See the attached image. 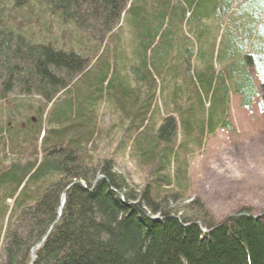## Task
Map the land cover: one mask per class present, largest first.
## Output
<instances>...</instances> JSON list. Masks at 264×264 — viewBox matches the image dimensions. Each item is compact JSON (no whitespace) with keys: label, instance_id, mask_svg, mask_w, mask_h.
<instances>
[{"label":"trees","instance_id":"trees-1","mask_svg":"<svg viewBox=\"0 0 264 264\" xmlns=\"http://www.w3.org/2000/svg\"><path fill=\"white\" fill-rule=\"evenodd\" d=\"M259 93L264 0H0V264H264L261 215L169 203Z\"/></svg>","mask_w":264,"mask_h":264},{"label":"rangeland","instance_id":"rangeland-1","mask_svg":"<svg viewBox=\"0 0 264 264\" xmlns=\"http://www.w3.org/2000/svg\"><path fill=\"white\" fill-rule=\"evenodd\" d=\"M259 93L249 108L231 97L228 120L231 130L219 129L209 137L202 149L189 159L187 198H173L170 206L186 212L201 205L218 221L239 211L259 216L264 211V109ZM105 125L111 121L105 116ZM113 124V123H112ZM110 125L109 129L112 128ZM114 131V130H113ZM127 135V134H126ZM114 136V135H113ZM119 136V133H118ZM125 141V137L123 138ZM129 139L127 145L133 141ZM111 148L104 154H111ZM129 151L118 152L116 171L137 193L144 185L141 173ZM188 199V200H187ZM201 213V212H200ZM198 213V214H200ZM264 224V222H262Z\"/></svg>","mask_w":264,"mask_h":264},{"label":"bare ground","instance_id":"bare-ground-1","mask_svg":"<svg viewBox=\"0 0 264 264\" xmlns=\"http://www.w3.org/2000/svg\"><path fill=\"white\" fill-rule=\"evenodd\" d=\"M228 51H230V48H229V46H228ZM232 55V52H230L229 53V58L231 57V55ZM235 97H237L238 98V100L240 101V98L238 97V96H235ZM230 101H231V99H230ZM229 110H230V102H229ZM219 129H225V128H218V129H216V131H215V133L217 132V130H219ZM214 133V134H215ZM213 134V135H214ZM213 135H211V136H213ZM210 136V137H211ZM63 203H64V201L63 202H60V206H59V209H60V211H61V209H62V205H63ZM145 215H146V217L148 218L149 217V219H152V220H159L160 218H162V217H160L161 216V214L160 213H152L148 208H145ZM264 212V211H263ZM262 212V214H261V216H260V218H259V216H254L255 218H259L258 220H259V222H263L264 221V213ZM214 221H215V223H220V222H222L223 220H217V219H214ZM196 223V225L198 226V229L201 231L200 232V238H203L204 236H206V235H208L209 234V229L207 228V225L206 224H204V223H202V222H195ZM40 242H41V240L37 243V245L35 246V247H37V246H39L40 245ZM33 255H35L34 254V252H33ZM32 255V256H33ZM36 257V256H35Z\"/></svg>","mask_w":264,"mask_h":264},{"label":"water","instance_id":"water-1","mask_svg":"<svg viewBox=\"0 0 264 264\" xmlns=\"http://www.w3.org/2000/svg\"><path fill=\"white\" fill-rule=\"evenodd\" d=\"M63 194H64V193H63ZM63 201H64V195H63L62 198H61V202H63ZM59 215H60V212H59L58 216H59ZM52 227H53V224H52L51 228H52ZM49 232H50V230L46 233V235L43 236V238L46 237V236L49 234ZM43 238H42V240H43ZM34 260H35V255L32 256V259H31V261H30L29 264H32V263L34 262Z\"/></svg>","mask_w":264,"mask_h":264}]
</instances>
